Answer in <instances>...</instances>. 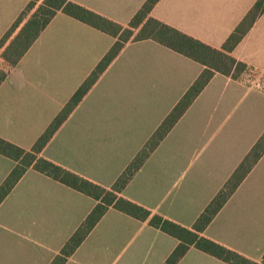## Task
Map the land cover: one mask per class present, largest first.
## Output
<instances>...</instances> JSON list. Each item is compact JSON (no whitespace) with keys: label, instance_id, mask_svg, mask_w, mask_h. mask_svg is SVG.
Instances as JSON below:
<instances>
[{"label":"crops","instance_id":"0c3cea01","mask_svg":"<svg viewBox=\"0 0 264 264\" xmlns=\"http://www.w3.org/2000/svg\"><path fill=\"white\" fill-rule=\"evenodd\" d=\"M72 1L128 25L147 0ZM257 1L161 0L152 15L221 48ZM29 2L0 0V37ZM114 43L111 35L58 13L0 86V138L30 150ZM233 56L250 71L237 80L213 77L130 180L125 198L192 227L264 134V13ZM203 69L153 40L128 44L42 156L112 187ZM16 165L0 155V187ZM96 204L27 170L0 205V264H51ZM204 235L263 260L264 156ZM178 244L149 222L111 208L66 264H165ZM178 264L228 263L192 247Z\"/></svg>","mask_w":264,"mask_h":264},{"label":"trees","instance_id":"16d2710c","mask_svg":"<svg viewBox=\"0 0 264 264\" xmlns=\"http://www.w3.org/2000/svg\"><path fill=\"white\" fill-rule=\"evenodd\" d=\"M160 1L147 0L128 25H121L72 0H30L27 8L0 41V55L5 65L0 67L1 86L8 78L10 70L20 63L42 32L60 12L91 25L115 39L110 51L30 150H24L0 138V155L17 163L0 187V205L29 169L47 175L97 201L95 208L51 264H66L111 208L137 220L147 221L152 227L160 229L179 241L178 246L165 264H178L192 247L228 264H264V258L261 262L253 261L204 235L214 218L264 156V134L192 227L182 226L160 214H155L150 209L122 195L130 180L185 115L216 74L237 80L250 71L248 64L234 57L233 52L264 13V0H258L224 45L221 48H216L155 18L152 13ZM144 40L156 41L200 63L204 69L115 184L110 188L103 187L43 157L42 153L46 146L126 46Z\"/></svg>","mask_w":264,"mask_h":264},{"label":"rangeland","instance_id":"374dc122","mask_svg":"<svg viewBox=\"0 0 264 264\" xmlns=\"http://www.w3.org/2000/svg\"><path fill=\"white\" fill-rule=\"evenodd\" d=\"M2 38H3V36L0 37V41H1ZM0 53H1V52H0ZM21 61H22V60H21ZM2 65H3V61H2V59H1V55H0V67H2ZM95 95H97V94H94L93 96H95ZM52 122H53V121H52ZM50 124H51V123H50ZM49 126H50V125H49ZM49 126H48V127H49ZM46 130H47V129H46ZM44 133H45V132H44ZM225 184H226V183H225ZM225 184H224V186H225ZM224 186H223V187H224ZM223 187H222V188H223ZM221 190H222V189H221ZM218 193H219V192H218ZM218 193H217V194H218ZM217 194H216V195H217ZM216 195H215V197H216ZM215 197H214V198H215ZM231 197H232V196H231ZM231 197H230V198H231ZM214 198H213V199H214ZM213 199H212V200H213ZM228 201H229V200H228ZM210 203H211V202H210ZM210 203H209V204H210ZM206 208H207V207H206ZM206 208H205V209H206ZM205 209L203 210V212L205 211ZM203 212H202V213H203ZM202 213L199 215V217L202 215ZM199 217H198V218H199ZM198 218H197V220H198ZM197 220H196V221H197Z\"/></svg>","mask_w":264,"mask_h":264}]
</instances>
